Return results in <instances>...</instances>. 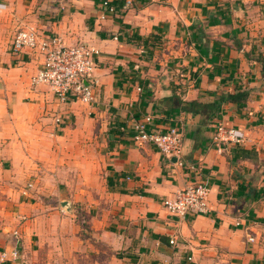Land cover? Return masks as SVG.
Masks as SVG:
<instances>
[{"label": "crops", "instance_id": "1", "mask_svg": "<svg viewBox=\"0 0 264 264\" xmlns=\"http://www.w3.org/2000/svg\"><path fill=\"white\" fill-rule=\"evenodd\" d=\"M101 1L0 0V162H22L30 207L52 196L32 222L60 224L68 203L52 232L68 246L47 251L48 263L264 264V0H112L103 20ZM27 28L99 51L91 104H60L30 84L43 58L12 50ZM237 91L248 92L245 104L223 103L211 119L182 108ZM144 115L150 131L179 129L178 160L133 142L132 122ZM218 123L242 142L218 149ZM73 152L83 166L93 156L102 178L88 206L60 185ZM200 182L208 211L170 215L163 200Z\"/></svg>", "mask_w": 264, "mask_h": 264}, {"label": "built area", "instance_id": "2", "mask_svg": "<svg viewBox=\"0 0 264 264\" xmlns=\"http://www.w3.org/2000/svg\"><path fill=\"white\" fill-rule=\"evenodd\" d=\"M130 4V1H127ZM102 12L99 19L114 12L112 0L101 1ZM14 53L29 51L43 58L42 67L30 78L32 86L48 87L53 97L60 104L77 100L89 105L94 100V91L89 79L95 66V57L99 51L94 47L82 44L66 45L59 36H45L35 29L27 28L16 32L12 41ZM152 116L144 115L132 122V140L136 145L151 144L166 158L178 160L182 152V135L175 126L164 131L149 130ZM123 130V127L121 128ZM243 135L234 128L223 123L215 126L213 142L218 149L228 143H241ZM210 189L200 182L177 191L172 197L163 200V206L170 215L185 217L188 214H203L208 211V195ZM250 241L254 239L249 238ZM170 243H173L171 241ZM19 259L17 248L3 251L0 262H13Z\"/></svg>", "mask_w": 264, "mask_h": 264}, {"label": "rangeland", "instance_id": "3", "mask_svg": "<svg viewBox=\"0 0 264 264\" xmlns=\"http://www.w3.org/2000/svg\"><path fill=\"white\" fill-rule=\"evenodd\" d=\"M78 157L79 154L73 152L70 163H63V182L60 185L65 189L63 193L66 199L80 207L93 204L102 193L103 184L101 175L95 167L94 157L92 156V160L85 166L80 163ZM17 164L22 162L14 161L13 168L0 162V254L17 248L19 259L0 264H50L47 261V251H64L68 246L64 237L52 234L58 232V227L62 228L61 216L67 215V212L63 207V212L56 214L60 224L54 223L53 220L49 223L47 220L37 224L32 222L37 213L47 215L48 210L44 206L49 205L48 200H51L52 196H44L40 206L30 207L33 200L29 201L21 195L20 189L24 185L25 176L20 174ZM67 232L70 233V230ZM23 236L26 237H24L26 244L21 246Z\"/></svg>", "mask_w": 264, "mask_h": 264}, {"label": "trees", "instance_id": "4", "mask_svg": "<svg viewBox=\"0 0 264 264\" xmlns=\"http://www.w3.org/2000/svg\"><path fill=\"white\" fill-rule=\"evenodd\" d=\"M248 98L247 91H237L234 94L222 93L216 97V99L207 104H201L200 102L193 101L187 104H184L182 107L184 111L190 112L192 114H199L207 111V116L209 119L218 115L220 111V106L223 103L228 102L229 104L236 105L237 107H242Z\"/></svg>", "mask_w": 264, "mask_h": 264}, {"label": "water", "instance_id": "5", "mask_svg": "<svg viewBox=\"0 0 264 264\" xmlns=\"http://www.w3.org/2000/svg\"><path fill=\"white\" fill-rule=\"evenodd\" d=\"M174 160V159H173ZM62 206H67V207H65V208H68V203L66 202V203H62Z\"/></svg>", "mask_w": 264, "mask_h": 264}]
</instances>
